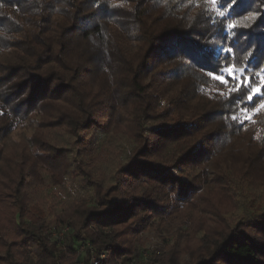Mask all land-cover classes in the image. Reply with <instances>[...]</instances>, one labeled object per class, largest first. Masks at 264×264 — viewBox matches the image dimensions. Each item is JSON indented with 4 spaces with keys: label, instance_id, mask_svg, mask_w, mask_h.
Instances as JSON below:
<instances>
[{
    "label": "trees",
    "instance_id": "16d2710c",
    "mask_svg": "<svg viewBox=\"0 0 264 264\" xmlns=\"http://www.w3.org/2000/svg\"><path fill=\"white\" fill-rule=\"evenodd\" d=\"M230 64L264 78V0H0V264H74L82 240L95 264L137 260L135 234L181 215L192 222L147 264H264V96L213 78ZM25 127L30 151L8 156L3 139ZM107 136L124 141L106 180L83 158ZM41 155L49 175L92 188L49 223L26 191ZM215 191L216 219L192 216ZM243 201L252 212L237 216ZM63 224L67 242H49Z\"/></svg>",
    "mask_w": 264,
    "mask_h": 264
},
{
    "label": "rangeland",
    "instance_id": "374dc122",
    "mask_svg": "<svg viewBox=\"0 0 264 264\" xmlns=\"http://www.w3.org/2000/svg\"><path fill=\"white\" fill-rule=\"evenodd\" d=\"M32 131L33 129L30 127L17 129L3 139L2 146L3 149L7 153H9L8 156L18 155L20 152H22L23 147L30 151L29 149H31V144L27 145V142H30V135ZM57 133H59L60 135L58 139L59 141H57L59 145L68 142V135L62 133L61 131H57ZM104 141V145L103 143L101 145V142L95 144L93 147V151L91 153H88L87 157L85 156L83 158V161L86 162V168L94 169V172L96 173L94 174L97 177L101 179L102 176H106L107 180L109 172L113 169L114 164L123 155L121 150L124 139H120V141L117 143V141H113L112 137L107 136ZM104 146L106 148L105 152L100 151ZM42 158L43 155H41V160L38 164L39 168H37V166L35 167V169L37 170L36 172H33L34 178L32 177V180L30 182L31 184L27 186L26 191L31 199H33V197L35 198L33 199L34 201L30 202L31 205L29 206V211L33 212L35 216L44 218V220L49 223L51 221H54L55 218L62 215V213L66 209H68L69 202L73 200L74 197L85 196L87 195V193L92 194V188L91 186L87 185L85 181H80L76 178V176H72L71 174H65L63 178H57L49 175V167L41 162ZM2 163H0V165ZM75 163L77 164V162ZM205 170L210 175L212 174L211 168L206 167ZM204 190L205 185L202 182L199 191ZM86 197V201H90V197ZM225 200L226 197L223 195V193H219L218 191L211 192L208 200L211 202L207 209L206 203L203 202L205 201V197L201 195L198 199H196L195 203L191 204V206L189 207L190 214H193L192 216H200L206 221L211 222L213 219H216V215L210 209L215 205L220 208L224 207ZM247 212H252V205L250 204V202L243 201L235 214L237 216H242ZM160 220L161 219L159 217H155V226L142 228L135 234L132 244L137 250H139V258L137 260L134 258H132V260L128 262H122L118 260L115 264H129V262H131L132 264H147L148 260L155 255H161L165 253L169 245L173 243L175 236L183 233V229L192 222L191 218H188L184 215H181L179 218L174 220L165 218L164 223H161ZM65 226H68L70 230L68 232L67 230L62 231L61 234H59L57 230H51L53 228L50 229V227H48V231L46 232L47 240L49 242H54V240L57 239V235H60L64 239V237H67L69 233H72L74 231L73 227L69 224L59 225V231ZM16 239L20 241L21 237L18 236L16 237ZM65 242H67V240ZM83 242H88L89 245L86 244L85 247H82ZM67 244L68 243H65L64 246L66 247ZM80 244L81 246L76 250L77 255H74L72 263L83 264L78 263V261H82L79 260L80 256L78 254L82 252V250L84 252L87 249L86 247L88 246L90 255L88 264H95L97 254L91 243L87 240H82ZM0 254L5 255L4 250H0ZM30 254L34 256L35 250H32ZM100 256L103 257L104 253H101ZM188 257L189 254H184L182 258L183 260H187ZM21 264L25 263L21 262Z\"/></svg>",
    "mask_w": 264,
    "mask_h": 264
},
{
    "label": "snow or ice",
    "instance_id": "6c2138e0",
    "mask_svg": "<svg viewBox=\"0 0 264 264\" xmlns=\"http://www.w3.org/2000/svg\"><path fill=\"white\" fill-rule=\"evenodd\" d=\"M234 27H235L234 25H229V29H232ZM220 51L222 53V55L219 57L220 59H223L225 61L231 59L233 54V49L231 47L221 48ZM217 71L219 72V74L215 75L213 78L216 81H219L221 84H224L226 86L230 85L231 90L233 92L244 93L245 94L244 99L247 102H252L253 97L256 95L264 96V91H261V89H264V78L261 79V83L259 85L254 86L255 81L250 77V75L247 74L246 67L238 69L235 65L230 64L227 67L217 66ZM261 73H264V67H262L260 71L257 72V76H261ZM259 108H264V103L259 105L257 111H259ZM246 111H247L246 109H242V112H246ZM245 118H250V117H245ZM232 119L237 120L238 118L236 116H233ZM239 122L243 123L242 120H240Z\"/></svg>",
    "mask_w": 264,
    "mask_h": 264
},
{
    "label": "built area",
    "instance_id": "2783aa9c",
    "mask_svg": "<svg viewBox=\"0 0 264 264\" xmlns=\"http://www.w3.org/2000/svg\"><path fill=\"white\" fill-rule=\"evenodd\" d=\"M51 230H57V232H59V234H61L62 231H66V230H67V232H68L70 229H69L68 226H65V227L61 228L60 231H59V229H54V228L51 229ZM56 238H57L58 240H62V239H63V237H61L60 235H57ZM86 244L89 245L88 242H87V243L83 242L82 247H85ZM80 246H81V244H80ZM129 264H132V263L130 262Z\"/></svg>",
    "mask_w": 264,
    "mask_h": 264
}]
</instances>
